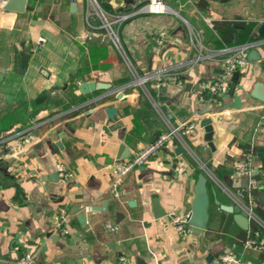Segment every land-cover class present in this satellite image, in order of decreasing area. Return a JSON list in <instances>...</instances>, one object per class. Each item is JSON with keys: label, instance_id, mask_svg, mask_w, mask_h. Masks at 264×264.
<instances>
[{"label": "crops", "instance_id": "0c3cea01", "mask_svg": "<svg viewBox=\"0 0 264 264\" xmlns=\"http://www.w3.org/2000/svg\"><path fill=\"white\" fill-rule=\"evenodd\" d=\"M98 1L111 14L135 13L119 36L140 75L168 66L183 73V83L152 89L155 106L107 34L89 28L87 0H26L23 10L0 4V264L26 253L33 264H123L121 256L124 264H218L230 248L239 258L232 264H264V245L243 243L259 228L249 222L244 229L221 208L235 205L223 189L236 188L235 157L251 152L258 184L252 204L264 221V0H166L172 11L165 14L138 12L148 0ZM243 44L251 46L249 61L214 104L199 83L221 73V50ZM91 81L105 86L82 90ZM109 107L116 109L112 117ZM205 118L212 120V146ZM190 119L199 124L191 151L174 141L131 171L122 198L114 197L116 163L154 141L168 120ZM59 164L71 174L66 181ZM248 184L247 177L238 182ZM197 206L204 226L178 232L169 212L189 214ZM61 210L67 234L54 226ZM258 231L264 241V229Z\"/></svg>", "mask_w": 264, "mask_h": 264}, {"label": "built area", "instance_id": "2783aa9c", "mask_svg": "<svg viewBox=\"0 0 264 264\" xmlns=\"http://www.w3.org/2000/svg\"><path fill=\"white\" fill-rule=\"evenodd\" d=\"M6 2L7 0H0L1 5ZM87 3L89 7L87 12V23L89 28L93 30H101L107 34L111 42L123 53L128 63L131 65V70L134 75L133 84L139 86L145 95L152 100L155 106H157V103L153 98L151 92L152 89L160 90L170 83H183V73L172 67L165 66L145 75H140L134 68L120 40L119 27L135 13L111 14L100 4L98 0H87ZM171 11L172 9L167 4L166 0H148L138 10V12H146L150 14H165L170 13ZM92 16L98 20V24H94L91 20ZM166 36V32H162L157 42L162 44ZM190 36L192 41L198 39L194 30L190 33ZM45 40L46 39L44 37H41L39 38L38 43L42 44ZM250 47V44H243L235 48H225L221 50L220 53L223 55V68L221 73L215 78L204 80L199 83V87L202 90H208L212 94L211 100L214 104L219 103L218 96L226 91L228 83L235 72L243 69L247 65L249 61ZM198 56V58L203 57V54L199 52ZM259 124L264 126V115L260 118ZM198 125L199 124L196 119L179 121L177 124H173L168 120L167 129L161 131L154 141L134 152L128 158L116 163L110 184L112 195L117 199H121L123 194L122 184L125 177L135 168L145 165L150 160L151 156L159 150L171 147L174 141H177L182 148L191 151L189 139L197 134ZM21 136L25 145L32 143V136L29 133H22ZM201 166L206 171L209 170L205 165L201 164ZM254 167L255 162L251 152L235 157L233 161L232 178L237 183L235 185L236 188L224 186L223 189L229 194L235 205L246 213L249 222H253L264 229V221L259 217L252 204L251 189L258 185L257 180L253 177ZM177 169L183 172L185 168L183 165H180ZM57 170L63 181H66V179L71 175L67 168L62 164L58 165ZM260 176L261 182H263L262 184L264 185V169L261 170ZM243 177L249 178L247 188H240L238 185L239 180ZM213 178L215 177L213 176ZM85 209L91 210V206H85ZM190 213L181 214L175 210H171L169 212L170 223L178 232L187 233L190 226ZM54 226L55 229L60 231L62 234L69 233V220L64 210H61V212L55 216ZM107 228L110 231L118 230V226L113 224H108ZM258 230L251 231V234H249V236L244 240L243 243L245 248L260 249L263 247L264 241L262 238L260 239ZM126 259L127 258L125 256H121L120 261L124 264ZM216 261L218 264H232L234 262H238L239 258L233 249L230 248L220 253ZM33 263L34 255L32 253H26L19 257L14 264Z\"/></svg>", "mask_w": 264, "mask_h": 264}, {"label": "water", "instance_id": "95a60500", "mask_svg": "<svg viewBox=\"0 0 264 264\" xmlns=\"http://www.w3.org/2000/svg\"><path fill=\"white\" fill-rule=\"evenodd\" d=\"M26 0H7V2L5 4L2 5V7H4L5 9H12V10H23L24 9V4H25ZM260 33L262 35H264V23L260 26ZM108 37V36H107ZM91 38L94 40H100L98 38V36L95 35H91ZM238 40V38H236V41ZM239 76V72L236 71L234 74V78L236 79ZM96 86L98 87H102L105 86L101 83H97L94 81L91 82H87V83H83L81 85L82 90H84L85 92H88L90 89H94ZM116 109L115 107H109L107 109V112L109 114V116H113V114L115 113ZM202 125L205 127V140H207L209 142V145L212 146V136H213V127H212V120L211 118H205L202 121ZM202 190L204 191L205 188H202ZM219 204V203H218ZM221 208L225 211L231 212L234 214V219L235 221L244 229H248L249 228V219L246 215V213L241 210L238 206L234 205H221ZM204 214V209L203 206H197L195 207L191 213H190V219H189V225L191 226L192 224L197 225L199 227H203L204 226V222L202 221V216ZM80 218L85 221V217L82 214V216H80Z\"/></svg>", "mask_w": 264, "mask_h": 264}, {"label": "trees", "instance_id": "16d2710c", "mask_svg": "<svg viewBox=\"0 0 264 264\" xmlns=\"http://www.w3.org/2000/svg\"><path fill=\"white\" fill-rule=\"evenodd\" d=\"M140 7H141V6H140ZM140 7H139V8H140ZM46 96H47L46 93L41 94V95L38 97V99H37V104L42 103V102L45 100V97H46ZM256 228L262 229L261 226H259V225H257V224L255 225V223H253L251 229H256Z\"/></svg>", "mask_w": 264, "mask_h": 264}, {"label": "rangeland", "instance_id": "374dc122", "mask_svg": "<svg viewBox=\"0 0 264 264\" xmlns=\"http://www.w3.org/2000/svg\"><path fill=\"white\" fill-rule=\"evenodd\" d=\"M105 9H106V8H105ZM106 10H107V9H106ZM91 20L94 21V20H95V17L92 16V17H91ZM201 162H202V161H201ZM202 163H204V164L208 167V164H206L205 162H202ZM207 170H208V169H207Z\"/></svg>", "mask_w": 264, "mask_h": 264}]
</instances>
